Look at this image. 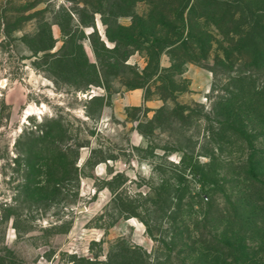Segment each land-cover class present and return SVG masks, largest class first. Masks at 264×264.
<instances>
[{"label": "rangeland", "instance_id": "1", "mask_svg": "<svg viewBox=\"0 0 264 264\" xmlns=\"http://www.w3.org/2000/svg\"><path fill=\"white\" fill-rule=\"evenodd\" d=\"M190 67L210 74L207 90ZM142 86L162 106L120 118V99ZM0 103V264H133L144 253L214 263L232 171L264 156V0H0ZM54 120L67 136L34 151L72 146L78 170L48 178L39 157L28 181L17 157ZM36 182L60 192L43 199ZM157 193L170 195L166 210Z\"/></svg>", "mask_w": 264, "mask_h": 264}, {"label": "trees", "instance_id": "2", "mask_svg": "<svg viewBox=\"0 0 264 264\" xmlns=\"http://www.w3.org/2000/svg\"><path fill=\"white\" fill-rule=\"evenodd\" d=\"M107 38L112 41L111 35L109 32H107ZM141 38L144 39L145 36L141 35ZM103 45L105 46L104 41H101ZM95 53H97V49H95ZM83 53L84 50H83ZM67 56H63L61 54H57L54 56V59L56 60V63H62ZM84 62H86V66L89 68V70L94 74H99L100 72L96 69V67L93 64H90L88 62L86 53L83 54ZM75 60L81 61L78 58ZM79 65V64H77ZM79 75L82 77H89L91 75V72H82V69ZM78 71V72H79ZM95 83L93 81H89V85H94ZM137 88H144L137 87ZM136 89V88H135ZM93 98V97H92ZM150 97L146 96L145 99L148 100ZM1 104V103H0ZM1 107V106H0ZM185 110H190V108H186ZM163 109L159 111V113H162ZM228 123H232L230 125V129L235 130L236 132L240 133L242 136H244V131L242 129H238L237 123L239 121H233L231 122V119H228ZM54 125L52 127H49L48 130H41L38 138L34 139V136H28L30 138L26 139L31 143L27 146H22L21 152L19 153L17 159H20L22 164L24 165V168H26L28 172V178L29 181L30 177H36L39 175L34 174L33 170L36 169V166L39 165V162L43 161V159L39 160V157H45V162L41 166V168L45 167V173H43L48 178H53L57 174L65 173V171L68 170L69 166L71 165L72 168H75V171L78 170V162L80 159L79 151L80 150H74V147L72 146H64V147H55V150H53L50 153V157H48L49 150L45 152L42 148V150L34 151L37 144H40L41 146H45V143L48 142L51 139H55L57 141V138H62V136H67L68 130L64 128V126L58 122L57 120L53 121ZM1 124V123H0ZM29 130V129H28ZM34 135V131H31L30 133H27L25 131L22 135H20L19 139H17L16 145H21V139H25L24 135ZM244 138H246L244 136ZM48 140V141H47ZM248 140V139H245ZM50 143V142H49ZM76 147V146H75ZM78 147V146H77ZM82 146H79L81 148ZM73 156V160L70 162L69 157ZM183 161V159H182ZM245 161V160H244ZM91 163V160L88 161L87 164ZM69 165V166H68ZM245 165V166H244ZM244 167L240 166L235 168L232 173L234 176L232 177L235 182L230 185L228 189H232L228 191L226 189V205L229 208L228 209V215H227V221L226 226L227 231H224L223 235L220 237L216 236L215 239H221V241H216L213 238V241L210 243V247L216 246L214 243H221V245H224L222 249L219 247L216 249H212L210 251H214V263L210 264H224L225 260H227L226 264H264V156L257 158L256 155H250L246 162L244 163ZM194 166V165H192ZM191 166V167H192ZM197 167V166H196ZM39 172V170H38ZM30 176V177H29ZM50 182V181H49ZM237 183V184H236ZM49 184V183H48ZM32 185V183H31ZM212 189L210 190L211 193H215L217 191V184L211 183ZM226 188V185H224ZM60 184L55 183L53 185H49L48 187L45 185H42V183H35L34 189L35 193L40 195L43 199H49V197L52 196V194H57L60 192ZM238 188V190H237ZM113 192V190L111 189ZM163 194L157 193V197L153 198L151 195L149 198L152 200V203L154 205H157L159 203L160 208L164 207L163 210H166L168 208V202L170 201V195L166 196L165 198H161ZM183 198H180V201ZM212 207L213 208V200H211ZM211 205V204H210ZM169 211V210H167ZM221 210H217L219 212ZM215 211H212V215H216ZM148 231L151 234V228L148 225ZM256 233L258 235V238L256 239L255 235H252L249 237V239L255 240L256 244L254 243L253 247L249 246L247 244V233ZM211 236L214 237V235ZM199 237L202 239L204 238V235H199ZM248 239V240H249ZM176 241V239H174ZM192 241V239H190ZM202 243V240H200ZM212 244V245H211ZM220 246V245H218ZM204 248V247H203ZM205 252L208 254V249L204 248ZM209 251V252H210ZM2 258L0 257V261ZM223 259V260H222ZM151 257L148 253H144L141 260H137V262H134L133 264H150ZM229 261V262H228ZM76 264V263H75ZM82 264H112L110 262L106 263H100V262H94V261H85V263Z\"/></svg>", "mask_w": 264, "mask_h": 264}, {"label": "crops", "instance_id": "3", "mask_svg": "<svg viewBox=\"0 0 264 264\" xmlns=\"http://www.w3.org/2000/svg\"><path fill=\"white\" fill-rule=\"evenodd\" d=\"M188 75H192L194 79V85L198 90H207L210 87L211 78L210 74L202 70L193 69L190 67ZM146 88H136L126 94L120 99L122 102L117 107V112L120 118L125 119L126 111L125 108H141L144 107L149 111V113H154L157 109L162 106L160 100L145 99Z\"/></svg>", "mask_w": 264, "mask_h": 264}, {"label": "bare ground", "instance_id": "4", "mask_svg": "<svg viewBox=\"0 0 264 264\" xmlns=\"http://www.w3.org/2000/svg\"><path fill=\"white\" fill-rule=\"evenodd\" d=\"M29 111H30V110H29ZM29 111H28V113H30Z\"/></svg>", "mask_w": 264, "mask_h": 264}]
</instances>
